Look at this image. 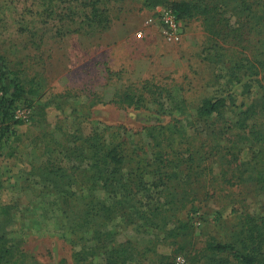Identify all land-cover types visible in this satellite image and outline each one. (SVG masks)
<instances>
[{"label":"rangeland","instance_id":"1","mask_svg":"<svg viewBox=\"0 0 264 264\" xmlns=\"http://www.w3.org/2000/svg\"><path fill=\"white\" fill-rule=\"evenodd\" d=\"M7 76L0 264H264V0H0Z\"/></svg>","mask_w":264,"mask_h":264},{"label":"trees","instance_id":"2","mask_svg":"<svg viewBox=\"0 0 264 264\" xmlns=\"http://www.w3.org/2000/svg\"><path fill=\"white\" fill-rule=\"evenodd\" d=\"M193 6V3L188 2V1H182L180 3H175L172 4L171 7L174 10V12L177 14V17L180 19L183 17L182 12L189 14V8ZM9 82L11 84L12 92L11 95H7V89L4 85H1L0 83V91H1V97H0V113H1V133H0V138L3 136L10 134L12 132L11 126L16 120L12 121V106L14 103V100L19 98L23 92L22 88L19 86L15 78L8 77ZM1 80V78H0ZM220 105V100L217 97H211V98H205L200 106L198 107V113L199 115L202 116H207L210 115L212 112L216 111V109ZM119 155L114 148H112L109 152L106 154H102L99 158H102L103 160L105 159L106 156H109V160L106 161V169L108 165L115 166L114 168H117L119 171L120 170V164H121V159L117 157ZM99 159L96 158L95 162H98ZM115 173H118L116 170ZM113 173V174H115ZM111 185L114 183L112 180L110 181ZM105 183L104 185H106ZM108 186V185H107ZM113 186V185H112ZM122 203V198L116 199L115 200V205H119ZM113 209V208H112ZM106 210L110 211V207H107ZM114 212L118 211V209L115 207L113 209ZM145 214V212H144ZM88 220V219H86ZM186 225H182V227H185ZM208 247L217 251V252H229L234 259L237 261L243 263V264H254L255 257L251 253H244L241 251L238 247H235L231 243H210L208 244ZM120 252H125L124 249H121ZM109 258V257H108Z\"/></svg>","mask_w":264,"mask_h":264},{"label":"built area","instance_id":"3","mask_svg":"<svg viewBox=\"0 0 264 264\" xmlns=\"http://www.w3.org/2000/svg\"><path fill=\"white\" fill-rule=\"evenodd\" d=\"M160 22L166 39L172 41L179 39L180 20L172 8L162 9Z\"/></svg>","mask_w":264,"mask_h":264}]
</instances>
